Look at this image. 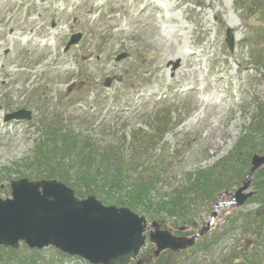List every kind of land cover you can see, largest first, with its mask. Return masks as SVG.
<instances>
[{
	"label": "rangeland",
	"instance_id": "obj_1",
	"mask_svg": "<svg viewBox=\"0 0 264 264\" xmlns=\"http://www.w3.org/2000/svg\"><path fill=\"white\" fill-rule=\"evenodd\" d=\"M245 3L242 9L237 0H0V197H10L11 181H39L47 170L78 183L101 176L92 157L84 165L80 151L68 160L54 150L51 128L119 155L124 138L130 141L139 128L154 127L156 135L168 118L172 132L156 151L164 175L151 203L166 201L202 171L217 172L226 188L190 205L191 225L132 210L148 226L190 237L208 224L216 204L245 184L242 193L253 195L241 207L219 208L196 249L155 259L146 241L137 259L264 264V164L248 173L251 158L264 156V137L257 135L264 124V67L254 64L264 57V0ZM228 28L235 32L231 51ZM75 33L82 34L78 46L61 52ZM121 53L125 59L116 62ZM20 108L31 112L29 121H3ZM175 109L179 115L171 119ZM179 119L185 122L174 130ZM42 256L56 264L61 259L49 249Z\"/></svg>",
	"mask_w": 264,
	"mask_h": 264
},
{
	"label": "water",
	"instance_id": "obj_2",
	"mask_svg": "<svg viewBox=\"0 0 264 264\" xmlns=\"http://www.w3.org/2000/svg\"><path fill=\"white\" fill-rule=\"evenodd\" d=\"M226 36L231 49V29ZM77 41L78 38L71 40L70 44ZM29 115L17 112L5 120L29 119ZM262 164L264 156L254 155L249 175ZM247 185L234 192L231 200L223 205L241 207L253 195L242 193ZM223 205L214 207L210 222L193 236L176 237L161 230L155 222L147 226L143 217L128 208L104 206L95 196L79 199L62 182L20 179L10 182V198L0 197V246L16 250L22 242L32 250L53 247L90 264H130L145 246L147 237L155 245V257L165 250L179 252L193 246L208 232ZM183 230L186 229L180 231ZM141 263L142 260L137 262Z\"/></svg>",
	"mask_w": 264,
	"mask_h": 264
},
{
	"label": "trees",
	"instance_id": "obj_3",
	"mask_svg": "<svg viewBox=\"0 0 264 264\" xmlns=\"http://www.w3.org/2000/svg\"><path fill=\"white\" fill-rule=\"evenodd\" d=\"M237 1L241 5H239L240 8H245V0ZM249 7L252 6L249 5ZM255 64L264 67V57L258 56L255 58ZM263 115L264 111L261 112V116ZM53 123L51 124L53 125ZM168 125L169 123L164 120L162 125L158 127L156 135L152 131L154 127L151 128L152 134L136 131L133 133L126 151L121 148L119 155L114 152V147L109 148L105 153L100 149L93 150L91 141H88L89 143L86 141L82 145V142L74 139L72 133L59 128H51L49 135L53 140L51 146L54 150L57 149L58 153L62 152V155L65 153L63 158H68V160L76 156L75 151H80L79 153L82 154L80 162L84 165L89 163L88 159L92 157L94 159L92 161L94 166L92 167H97L101 171V176L96 175V173L91 174L90 179L84 176L82 183H78L77 181L73 182L65 173L47 170L45 174L37 178L39 180L56 179L62 181L73 188L78 197L97 194L100 197L98 199H101L104 204L124 206L134 211L139 210L141 207L144 211L147 210V216L154 217L157 220L174 218L184 224L191 225L194 221V213L190 209V205L198 202L204 203L211 197L223 192L226 186L218 181L217 172L202 171L195 175L193 180L188 178V185L185 183L183 188L171 190V193H167L166 196L162 197L166 201L161 200L156 205L151 203V198L154 197L153 194L158 190L160 177L164 175V168L162 169L164 160L161 153L156 151L162 148L160 142L163 140V135L168 131ZM260 127V133L258 132L257 135L260 134V137H264V124ZM150 135H154L155 139H152ZM49 141L51 142V140ZM124 142H126L125 139ZM46 143L47 146L50 145V143ZM97 154L100 155L97 156ZM84 167L86 168V166ZM260 189L264 191V186ZM53 254L61 258L57 261V264H63L64 256L55 251H53ZM229 263L236 264L234 261ZM0 264H56V261L50 260L48 256L43 257L42 252L36 250L31 251L27 248H21L18 251H13L0 248ZM157 264L167 263H162L159 260Z\"/></svg>",
	"mask_w": 264,
	"mask_h": 264
},
{
	"label": "bare ground",
	"instance_id": "obj_4",
	"mask_svg": "<svg viewBox=\"0 0 264 264\" xmlns=\"http://www.w3.org/2000/svg\"><path fill=\"white\" fill-rule=\"evenodd\" d=\"M221 201H224L223 199Z\"/></svg>",
	"mask_w": 264,
	"mask_h": 264
}]
</instances>
